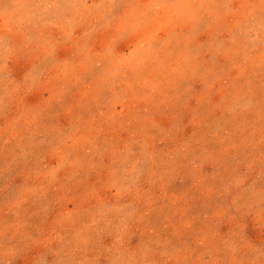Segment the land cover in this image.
Returning a JSON list of instances; mask_svg holds the SVG:
<instances>
[{
	"label": "rangeland",
	"instance_id": "rangeland-1",
	"mask_svg": "<svg viewBox=\"0 0 264 264\" xmlns=\"http://www.w3.org/2000/svg\"><path fill=\"white\" fill-rule=\"evenodd\" d=\"M0 264H264V0H0Z\"/></svg>",
	"mask_w": 264,
	"mask_h": 264
}]
</instances>
